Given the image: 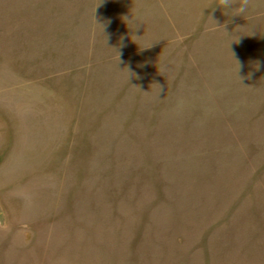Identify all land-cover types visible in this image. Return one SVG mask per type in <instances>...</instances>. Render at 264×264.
<instances>
[{"label": "rangeland", "instance_id": "obj_1", "mask_svg": "<svg viewBox=\"0 0 264 264\" xmlns=\"http://www.w3.org/2000/svg\"><path fill=\"white\" fill-rule=\"evenodd\" d=\"M215 2L0 0V264H264V0Z\"/></svg>", "mask_w": 264, "mask_h": 264}, {"label": "clouds", "instance_id": "obj_2", "mask_svg": "<svg viewBox=\"0 0 264 264\" xmlns=\"http://www.w3.org/2000/svg\"><path fill=\"white\" fill-rule=\"evenodd\" d=\"M219 8L223 11V13L228 16V12H231V16H245L246 13L250 11V9L255 8L254 0H216L215 4L211 7V9ZM230 16V17H231ZM210 19L214 22V25L216 27H223V29L226 31V25H220L217 21L212 19L210 16ZM228 32V31H226ZM233 56V54H232ZM235 60V59H234ZM236 62V74L238 77V72L243 68V64L239 62L238 60H235ZM256 69L259 70V62L255 65ZM242 79V77H240Z\"/></svg>", "mask_w": 264, "mask_h": 264}]
</instances>
